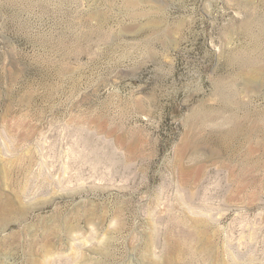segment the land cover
<instances>
[{
    "label": "rangeland",
    "instance_id": "1",
    "mask_svg": "<svg viewBox=\"0 0 264 264\" xmlns=\"http://www.w3.org/2000/svg\"><path fill=\"white\" fill-rule=\"evenodd\" d=\"M0 264H264V0H0Z\"/></svg>",
    "mask_w": 264,
    "mask_h": 264
}]
</instances>
